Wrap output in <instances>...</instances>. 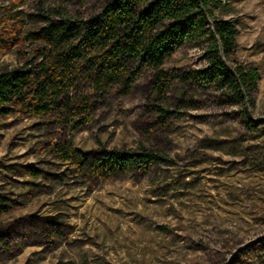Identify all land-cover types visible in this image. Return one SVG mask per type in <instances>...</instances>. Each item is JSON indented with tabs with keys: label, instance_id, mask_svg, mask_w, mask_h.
I'll use <instances>...</instances> for the list:
<instances>
[{
	"label": "rangeland",
	"instance_id": "1",
	"mask_svg": "<svg viewBox=\"0 0 264 264\" xmlns=\"http://www.w3.org/2000/svg\"><path fill=\"white\" fill-rule=\"evenodd\" d=\"M110 1L0 0V72H35L56 52L42 29L77 33ZM221 2L217 17L237 32L230 62L260 73L253 102L228 82L177 77L206 68L200 34L165 64L162 91L147 64L131 86L98 85L95 60L68 108L0 119V200L11 206L0 215V264H264V0ZM139 65L132 59L131 72ZM65 142L89 162L65 159ZM142 148L164 161L108 178L90 170L104 152Z\"/></svg>",
	"mask_w": 264,
	"mask_h": 264
},
{
	"label": "trees",
	"instance_id": "2",
	"mask_svg": "<svg viewBox=\"0 0 264 264\" xmlns=\"http://www.w3.org/2000/svg\"><path fill=\"white\" fill-rule=\"evenodd\" d=\"M149 6L140 10L142 6ZM221 0H111L99 20L78 32H62L60 25L41 30L55 46L56 52L41 62L35 72L23 69L0 72V119L17 111L34 116H46L68 108L65 101L83 64L96 60V83L109 84L123 79L131 86L147 64L155 71L156 88L168 87L164 66L184 44L197 35H205L210 43L206 68L177 74L184 82H228L242 101L251 100L258 89L260 73L251 66L233 65L230 56L236 47V27L232 21L220 19L216 11ZM139 61L131 72L130 61ZM93 108L89 107L91 116ZM168 114V111H163ZM248 119L250 116L248 114ZM83 124L76 120L75 128ZM63 157L85 165L89 159L65 142L59 149ZM164 161L152 150L142 148L135 153L104 152L94 161L90 170L108 178L127 174L130 170L149 171ZM0 200V215L11 211L9 204Z\"/></svg>",
	"mask_w": 264,
	"mask_h": 264
}]
</instances>
